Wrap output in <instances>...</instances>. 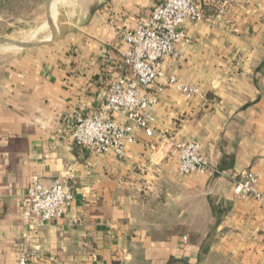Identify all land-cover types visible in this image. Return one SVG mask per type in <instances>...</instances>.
I'll list each match as a JSON object with an SVG mask.
<instances>
[{
	"label": "crops",
	"instance_id": "1",
	"mask_svg": "<svg viewBox=\"0 0 264 264\" xmlns=\"http://www.w3.org/2000/svg\"><path fill=\"white\" fill-rule=\"evenodd\" d=\"M159 1H92L46 43L0 60V264L28 253V264H264V200L232 191L241 169L264 187V0H195L205 19L183 23L191 42L161 67L198 92L164 87L152 134L135 129L124 158L70 139L76 116L128 72L123 34ZM187 139L208 171L178 172L173 143ZM33 177L74 193L34 230L22 215Z\"/></svg>",
	"mask_w": 264,
	"mask_h": 264
},
{
	"label": "built area",
	"instance_id": "2",
	"mask_svg": "<svg viewBox=\"0 0 264 264\" xmlns=\"http://www.w3.org/2000/svg\"><path fill=\"white\" fill-rule=\"evenodd\" d=\"M204 19L203 8L195 0H160L156 3L148 18L123 34L128 45L123 62L128 72L111 82L100 108L91 114L76 116L71 141L97 153H113L122 159L126 145L135 140V129L142 130L147 136L152 134V109L164 87L173 86L185 96L196 94V86L178 82L174 75L165 76L161 62L166 56L176 55V46L180 42H191V37L182 29L183 23L188 21L197 25ZM115 113L121 114L124 120L114 117ZM173 151L181 175L209 170V162L198 141H175ZM232 191L240 199L264 200V187H258L257 175L250 169L234 172ZM73 199L72 190L60 180L45 185L33 177L23 198V218L29 228H41L61 216ZM32 255L35 254H22L16 264H28Z\"/></svg>",
	"mask_w": 264,
	"mask_h": 264
},
{
	"label": "rangeland",
	"instance_id": "3",
	"mask_svg": "<svg viewBox=\"0 0 264 264\" xmlns=\"http://www.w3.org/2000/svg\"><path fill=\"white\" fill-rule=\"evenodd\" d=\"M92 1L95 3V0H72L66 4L65 0H0V39L24 40L34 33V40H45L53 25L71 18L72 9L94 6ZM15 51L18 49L0 44V60Z\"/></svg>",
	"mask_w": 264,
	"mask_h": 264
},
{
	"label": "water",
	"instance_id": "4",
	"mask_svg": "<svg viewBox=\"0 0 264 264\" xmlns=\"http://www.w3.org/2000/svg\"><path fill=\"white\" fill-rule=\"evenodd\" d=\"M47 2H49V0H47ZM44 43H46L45 40H33L32 42H18L15 40L0 39V44H3L5 46H7L8 48H15L18 50L30 48L33 46L42 45Z\"/></svg>",
	"mask_w": 264,
	"mask_h": 264
},
{
	"label": "bare ground",
	"instance_id": "5",
	"mask_svg": "<svg viewBox=\"0 0 264 264\" xmlns=\"http://www.w3.org/2000/svg\"><path fill=\"white\" fill-rule=\"evenodd\" d=\"M50 1V0H49ZM72 3V0H65V4L66 3ZM69 7V6H68ZM72 12H73V9H72ZM51 23H53L52 21H51ZM48 24V23H47ZM46 24H43V26H45ZM40 29V28H39ZM38 29V30H39ZM39 36V35H38ZM33 37H34V33L33 34H31V37H29V38H27V39H24V40H15V41H18V42H32L34 39H33ZM36 38H38L37 36H36ZM40 39V38H39ZM44 39H46V38H44Z\"/></svg>",
	"mask_w": 264,
	"mask_h": 264
}]
</instances>
